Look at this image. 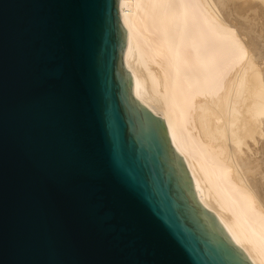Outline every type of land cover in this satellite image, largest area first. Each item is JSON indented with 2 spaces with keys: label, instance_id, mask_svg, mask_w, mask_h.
Returning <instances> with one entry per match:
<instances>
[{
  "label": "water",
  "instance_id": "obj_1",
  "mask_svg": "<svg viewBox=\"0 0 264 264\" xmlns=\"http://www.w3.org/2000/svg\"><path fill=\"white\" fill-rule=\"evenodd\" d=\"M126 46L119 0H0V264H253Z\"/></svg>",
  "mask_w": 264,
  "mask_h": 264
},
{
  "label": "bare ground",
  "instance_id": "obj_2",
  "mask_svg": "<svg viewBox=\"0 0 264 264\" xmlns=\"http://www.w3.org/2000/svg\"><path fill=\"white\" fill-rule=\"evenodd\" d=\"M133 94L167 126L194 183L264 264V0H119Z\"/></svg>",
  "mask_w": 264,
  "mask_h": 264
}]
</instances>
